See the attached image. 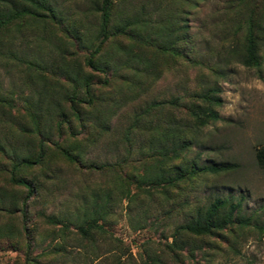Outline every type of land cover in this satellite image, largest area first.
<instances>
[{
	"label": "rangeland",
	"instance_id": "374dc122",
	"mask_svg": "<svg viewBox=\"0 0 264 264\" xmlns=\"http://www.w3.org/2000/svg\"><path fill=\"white\" fill-rule=\"evenodd\" d=\"M102 1L43 0L41 18L12 28L5 40L0 37V99L11 105L0 106V226L7 221L5 209L12 211L10 227L1 230L0 264H142L143 249L160 253L194 207L214 197L239 200L240 213L264 226V47L259 68L240 64L222 48L233 41L228 16H244L256 2L113 0L101 43ZM7 5L8 0H0V8ZM159 25L164 37L172 28L169 39L179 48L188 42L190 60L152 55L150 44L141 48L140 41H167H156L153 33ZM146 35L138 44L134 41ZM139 50L155 62L143 78L127 64L129 54ZM87 59L99 69L87 65ZM209 86L218 88V117L194 129L186 104L192 92ZM173 99L178 102L166 104ZM155 102L163 106L145 115L144 108ZM30 112L38 120L34 134L26 132L32 130ZM168 112L183 134L164 141L146 139L141 133L146 124ZM136 117L140 120L127 142L123 133ZM38 137L43 138L46 160L18 173L34 188L23 221L26 190L10 183L6 171L13 156L27 155ZM56 142L71 151L75 163L63 158ZM161 147L178 149L174 162L182 167L194 161L196 175L167 199L156 191L153 196L138 192L131 181L134 197L123 198L114 175L125 180L129 164L118 170L117 163L126 159L127 150L129 159H135V148ZM106 192L109 203L96 215L103 231L91 227L84 235L79 225L89 217L96 197ZM171 207L176 208L166 215ZM215 241L190 236L186 245L192 252L186 246L181 256L169 255L166 264H264V233L258 230L242 231L232 250L228 240Z\"/></svg>",
	"mask_w": 264,
	"mask_h": 264
},
{
	"label": "trees",
	"instance_id": "16d2710c",
	"mask_svg": "<svg viewBox=\"0 0 264 264\" xmlns=\"http://www.w3.org/2000/svg\"><path fill=\"white\" fill-rule=\"evenodd\" d=\"M43 0H8V5L5 8H0V37L5 40L9 36V32L13 28H20L28 23V20H36L41 18L39 4L42 3ZM113 0H103L100 8V16L102 21L101 26V34L102 38L100 39L101 43L104 42V38L106 37L105 27L108 21L109 15V7L112 4ZM256 2L253 3L252 7L249 8L247 13L242 16H228L229 24L226 25L227 30L231 31V35L228 38L230 39L231 44L228 42L223 43V49L226 48V52L231 55H234L235 59L242 65L246 67H256L259 68L262 62V47H264V0H254ZM246 5V4H245ZM52 14V13H51ZM225 21H227V19ZM18 20V21H17ZM44 20V19H43ZM160 25L156 27V31L153 33L156 36V41L158 37L161 40L167 41L163 44H151L154 43L151 40L149 41H140L141 48L144 49V45H154L149 52L152 55H155V52L160 54H168L170 56L178 58H185L186 61L190 60V56L186 51L187 41L182 42V47L179 48L178 43L172 42L169 39L172 28L168 27L167 32L165 33L167 36L164 37L163 32L160 33ZM184 25H182V28ZM159 30V32H157ZM164 31V28H163ZM124 32V29L121 30V33ZM134 35V34H133ZM146 36L134 37V41L143 39ZM115 42V41H114ZM114 44L119 47L118 42L116 41ZM100 45H98L93 53L99 49ZM133 53V54H132ZM129 54V58H127V64H130L128 67L130 72H134L138 78H143L146 70L153 69L155 67L154 63L149 60V58H144V52L142 50L132 52ZM87 65L92 67L93 69H99L98 64L93 63L90 59L86 60ZM142 65L146 67L144 69L141 68ZM209 68V67H208ZM152 73V72H151ZM214 73H217L215 68ZM218 88L214 86H209L202 91H194L191 93L190 100L186 104V108L188 110V115L192 119V123L194 125V129L199 127H203L210 122H213L217 119L218 115L214 109V106L220 104V98L217 96ZM76 93V91H75ZM74 94H70V98H73ZM82 101H89V99H84ZM177 99H173L168 101L166 104H176ZM9 104V105H8ZM165 104V106H166ZM10 105L8 100L0 99V106ZM29 107V105H27ZM163 106L160 102H155L151 105H148L144 108L143 112L145 115H149L152 110ZM169 107V105H168ZM73 115L74 112L72 111ZM32 117L34 114L32 112L28 113ZM142 116H144L142 114ZM139 117H136L132 124L127 128V130L123 133L125 140L128 142V134L130 131H133L135 127L138 125ZM152 125L146 124L145 128L141 132L147 138L156 137L159 140H166L171 135H180L183 134V130L177 128V126L172 122V115L170 113H166L162 118L156 117L152 119ZM32 130H28L26 132H32L37 130L36 122H38L37 117H33L32 119ZM137 130L140 131L138 128ZM180 133V134H179ZM43 138L38 137L36 141V145L27 155L23 158L18 156H13V161L10 162V167L6 171L7 179L10 183L21 185L26 190L25 195L21 200V217L23 221L25 220V208L26 202L30 198V196L34 192V188L32 185V181L29 178H24L23 176H19V172L24 168L31 167L32 165H38V162L45 161V145L43 144ZM60 150V154H62L63 158L69 163H75V161L71 162L72 154L71 151H68L63 148V145L58 142L55 143ZM128 155L126 159L121 163H117L118 170L124 167V164H129L128 170H126L125 176L127 178L124 180L121 175H114V180H117V184H114L117 187L118 192L122 195L123 198H126L128 201L134 197V193H130L129 184L130 181L134 183V186L138 192L145 193L148 196H151L154 191L159 192L161 196L165 197V199L169 198L170 194L174 191L173 189L177 188L180 183L184 184L185 180L192 179L196 173L197 168L194 164V161L190 162L188 166L182 167L179 164H175V159L179 158L180 152L178 149H165L161 148H135V159H129L130 151L127 150ZM132 156V155H131ZM133 160V161H132ZM132 161V164L130 163ZM44 163V162H43ZM43 163H39V168L42 169L44 167ZM210 171L215 172L218 171V167H209ZM117 171V170H116ZM132 172L133 178H129V173ZM145 184V185H144ZM117 185V186H116ZM150 188V190H146ZM98 196V195H97ZM153 196V195H152ZM103 197L102 202L100 203V199ZM109 193L106 192L104 196L98 200L96 197V202L91 205V209L89 210V217L83 218V223L79 225V229L84 235L89 231L91 227L98 228L100 231H103V228L100 224H96L98 221L96 218L97 213H102V208L105 207L108 201ZM239 200L233 202L229 197H214L207 204L201 206H195L193 211L189 214V218L184 222L180 223L177 229L172 232L169 236V242H165L163 244L162 251L156 252L151 249H143L144 250V258L142 260V264H166V258L170 255L174 258L176 256H181L182 249L186 247V240L188 237H200V238H212L216 240L215 242L227 241L229 242V248L232 250V244L236 241L239 234L248 229L258 230L260 234L264 233V226L262 227L260 224H256V218L253 216H244L240 213L239 209ZM12 207V206H11ZM176 207H171L164 211L166 215L172 213ZM3 211V208H0ZM7 221L3 223V226H0V235L2 229H7L10 227L9 220L10 214H12L11 210H6ZM86 216V214L84 215ZM163 217V216H162ZM11 222V221H10ZM91 222H93L91 224ZM26 223H23V230L25 231ZM86 227H85V226ZM84 226V227H83ZM184 239V241H183ZM120 242H118L119 244ZM187 250L188 252H192L190 247ZM199 248V247H198ZM203 250V248H199ZM164 258V259H163Z\"/></svg>",
	"mask_w": 264,
	"mask_h": 264
}]
</instances>
